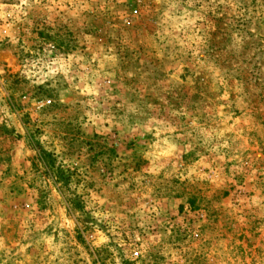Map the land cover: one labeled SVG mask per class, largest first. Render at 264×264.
I'll use <instances>...</instances> for the list:
<instances>
[{"label":"rangeland","instance_id":"1","mask_svg":"<svg viewBox=\"0 0 264 264\" xmlns=\"http://www.w3.org/2000/svg\"><path fill=\"white\" fill-rule=\"evenodd\" d=\"M0 264H264V0H0Z\"/></svg>","mask_w":264,"mask_h":264}]
</instances>
